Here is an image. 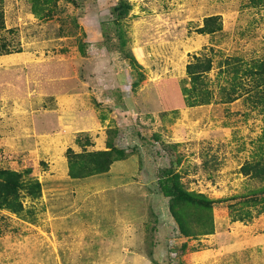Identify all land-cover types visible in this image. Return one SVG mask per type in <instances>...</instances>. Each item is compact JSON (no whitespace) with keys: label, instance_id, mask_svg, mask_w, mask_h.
<instances>
[{"label":"rangeland","instance_id":"rangeland-1","mask_svg":"<svg viewBox=\"0 0 264 264\" xmlns=\"http://www.w3.org/2000/svg\"><path fill=\"white\" fill-rule=\"evenodd\" d=\"M39 3L2 5L15 51L0 55V170L16 172L21 209L0 207V264H264L263 193H248L264 181L240 172L264 161L249 71L264 60V0ZM212 15L221 29L202 31ZM194 83L207 96L189 98ZM100 151L106 172L69 171ZM166 168L188 190L238 195L213 206L212 233L195 216L179 231ZM240 209L250 219L231 221Z\"/></svg>","mask_w":264,"mask_h":264},{"label":"trees","instance_id":"trees-1","mask_svg":"<svg viewBox=\"0 0 264 264\" xmlns=\"http://www.w3.org/2000/svg\"><path fill=\"white\" fill-rule=\"evenodd\" d=\"M5 0H0V32L5 29L4 25V12H3V2ZM42 1L44 4H50L52 0H31L32 2V11L37 13V6ZM221 21L218 16H208L204 19V25L202 26V31L215 32L221 29ZM15 51L10 47L9 41L4 35L0 33V55L7 54ZM16 51H20V48H17ZM253 67L258 69H249L251 72H257L260 74L259 82L263 86L258 90L259 100L262 103L260 111L263 116V139H264V60L257 62ZM189 73H194L197 71H206L211 68V64L206 62L201 64L199 67L193 64H188ZM263 74V75H262ZM188 97H203L207 96V89L202 88V83H194L186 90ZM264 143V142H263ZM264 146V144H263ZM113 150V149H112ZM115 152L122 158L123 151L115 150ZM109 152L100 151L92 152L88 155L90 158L89 163H93V166H87L83 162L84 156L80 155L79 160L76 162L69 159V171L75 176H89L93 174L106 172L109 168V165L113 160L105 158ZM115 160V159H114ZM241 173L248 175L250 178L264 181V161L263 159L258 158L254 161H248L242 165ZM16 172L8 171L6 169L0 170V207H5L13 211H19L21 209V204L18 201L17 190V181L15 179ZM159 180V187L161 192L168 197V209L171 216L174 218L177 223L179 231L187 236L193 234L191 228L192 219L191 216L196 217L197 223V232L196 234H210L213 232V218H212V208L215 204L226 203L228 200L236 198V196L230 197H221V198H212L206 194L194 190H188L182 187L178 181L177 174L171 169H164L161 173ZM257 192L262 194V206L257 209V213H260L264 210V185L250 189L248 193L256 194ZM250 209H240L232 210L231 212V221H244L248 220L251 217Z\"/></svg>","mask_w":264,"mask_h":264}]
</instances>
